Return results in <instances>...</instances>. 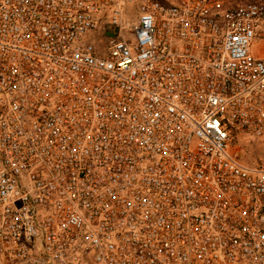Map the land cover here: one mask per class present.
<instances>
[{"label": "built area", "instance_id": "built-area-1", "mask_svg": "<svg viewBox=\"0 0 264 264\" xmlns=\"http://www.w3.org/2000/svg\"><path fill=\"white\" fill-rule=\"evenodd\" d=\"M263 18L0 0V264H264V165L241 162L243 138L264 161Z\"/></svg>", "mask_w": 264, "mask_h": 264}, {"label": "rangeland", "instance_id": "rangeland-1", "mask_svg": "<svg viewBox=\"0 0 264 264\" xmlns=\"http://www.w3.org/2000/svg\"><path fill=\"white\" fill-rule=\"evenodd\" d=\"M171 2L172 0H168ZM223 1L226 5H241L247 3H261L264 5V0H220ZM128 24L123 31V35L125 38L129 37L130 28L135 23V10L129 8L128 10ZM93 46L95 45L97 48V52L99 55L103 56L106 54V36L97 35L95 38H92L90 41ZM253 45H256L259 48L260 52L264 54V18L260 21L258 25V31L256 37L253 41ZM264 59V57H263ZM244 146H243V155L244 159H242V164H246L248 166H261L264 165L263 161V149L256 141L251 138H243Z\"/></svg>", "mask_w": 264, "mask_h": 264}, {"label": "crops", "instance_id": "crops-1", "mask_svg": "<svg viewBox=\"0 0 264 264\" xmlns=\"http://www.w3.org/2000/svg\"><path fill=\"white\" fill-rule=\"evenodd\" d=\"M251 53H252V55L255 56L256 58H261V59H263V57H264V54H262V53L260 52L259 48H257L256 45H253V43H252V45H251Z\"/></svg>", "mask_w": 264, "mask_h": 264}]
</instances>
